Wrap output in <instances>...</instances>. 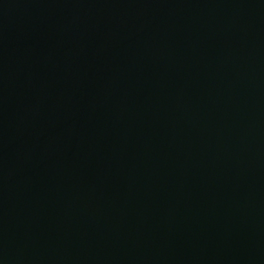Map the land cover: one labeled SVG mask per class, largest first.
Returning <instances> with one entry per match:
<instances>
[{
  "label": "water",
  "instance_id": "obj_1",
  "mask_svg": "<svg viewBox=\"0 0 264 264\" xmlns=\"http://www.w3.org/2000/svg\"><path fill=\"white\" fill-rule=\"evenodd\" d=\"M0 264H264V0H0Z\"/></svg>",
  "mask_w": 264,
  "mask_h": 264
}]
</instances>
